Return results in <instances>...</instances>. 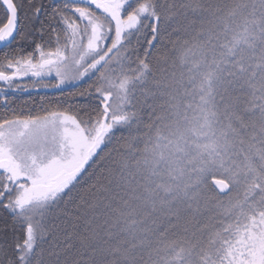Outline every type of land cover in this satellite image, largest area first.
<instances>
[{
	"label": "snow or ice",
	"instance_id": "obj_1",
	"mask_svg": "<svg viewBox=\"0 0 264 264\" xmlns=\"http://www.w3.org/2000/svg\"><path fill=\"white\" fill-rule=\"evenodd\" d=\"M0 264H264V0H0Z\"/></svg>",
	"mask_w": 264,
	"mask_h": 264
},
{
	"label": "trees",
	"instance_id": "obj_2",
	"mask_svg": "<svg viewBox=\"0 0 264 264\" xmlns=\"http://www.w3.org/2000/svg\"><path fill=\"white\" fill-rule=\"evenodd\" d=\"M59 95L57 90H40V91H32V92H23V93H15L12 96V99L15 103L21 107H24V102L28 101L27 107H25V111L29 108H35L40 101L41 96H56Z\"/></svg>",
	"mask_w": 264,
	"mask_h": 264
}]
</instances>
